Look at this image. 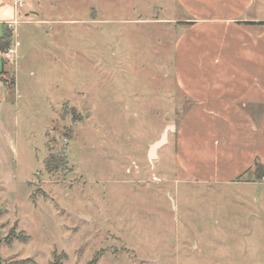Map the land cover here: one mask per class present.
<instances>
[{"label":"rangeland","instance_id":"374dc122","mask_svg":"<svg viewBox=\"0 0 264 264\" xmlns=\"http://www.w3.org/2000/svg\"><path fill=\"white\" fill-rule=\"evenodd\" d=\"M2 5L0 264H264V188L179 163L188 91L241 72L248 24L179 0Z\"/></svg>","mask_w":264,"mask_h":264},{"label":"crops","instance_id":"0c3cea01","mask_svg":"<svg viewBox=\"0 0 264 264\" xmlns=\"http://www.w3.org/2000/svg\"><path fill=\"white\" fill-rule=\"evenodd\" d=\"M179 2L197 20L264 21L263 10L254 9L263 6L264 0ZM15 16L12 8L0 6L1 33L3 21ZM252 29L260 31L254 35ZM245 34L241 72L226 74L221 85L222 79H211L216 88L188 91L192 106L177 127L179 163L202 182L248 184L260 190L264 184L255 175V164L264 168V25H248Z\"/></svg>","mask_w":264,"mask_h":264},{"label":"trees","instance_id":"16d2710c","mask_svg":"<svg viewBox=\"0 0 264 264\" xmlns=\"http://www.w3.org/2000/svg\"><path fill=\"white\" fill-rule=\"evenodd\" d=\"M244 24H248V25H264V21L244 22ZM12 39H13L12 29L10 27L2 25V33L0 34V52L7 51L9 49V47L12 44ZM4 65H5V62L0 57V76L4 72V69H3ZM0 80H1V82L4 83L3 79H0ZM52 160L56 161V160H58V157L52 155V156H50L47 159V161H46L47 165L46 166L48 168H52V167H49V165L52 163ZM263 173H264V168L260 164L256 163L255 164V175H256V177L262 176ZM24 240H25V238H24ZM61 259L62 258H60V256L55 255V259L53 261H51L50 264H62ZM29 262H30V260L27 259L25 261H21L19 264H27ZM88 264H93V261H90Z\"/></svg>","mask_w":264,"mask_h":264},{"label":"water","instance_id":"95a60500","mask_svg":"<svg viewBox=\"0 0 264 264\" xmlns=\"http://www.w3.org/2000/svg\"><path fill=\"white\" fill-rule=\"evenodd\" d=\"M174 127L173 126H168L165 128L164 132L162 133L161 137L159 140H157L156 142H154L153 144H151L150 148H149V157L150 158H154L156 156V150L161 147L164 143H166V138H167V134L169 131L173 130Z\"/></svg>","mask_w":264,"mask_h":264},{"label":"built area","instance_id":"2783aa9c","mask_svg":"<svg viewBox=\"0 0 264 264\" xmlns=\"http://www.w3.org/2000/svg\"><path fill=\"white\" fill-rule=\"evenodd\" d=\"M6 54H8V53H6ZM262 180L264 181V176L262 177Z\"/></svg>","mask_w":264,"mask_h":264}]
</instances>
